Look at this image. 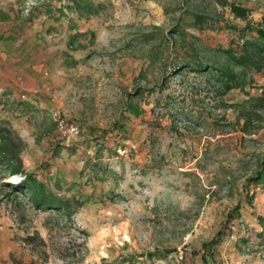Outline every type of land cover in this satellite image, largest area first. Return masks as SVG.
I'll return each instance as SVG.
<instances>
[{
  "label": "rangeland",
  "instance_id": "374dc122",
  "mask_svg": "<svg viewBox=\"0 0 264 264\" xmlns=\"http://www.w3.org/2000/svg\"><path fill=\"white\" fill-rule=\"evenodd\" d=\"M97 1L105 9L89 18L92 31L76 40L84 46L69 49L60 35L48 38L62 18H78L69 10L58 21L41 9L32 22L25 20L30 7L55 8L66 0H0V11L10 16L0 21V121L23 139L27 170L43 164L50 187L57 180L60 195L86 200L68 223L0 191V264H12V256L42 262L43 250L47 264H176L174 254L185 247L191 264L219 231L213 263L264 264V229L257 220L264 219V188L247 182L264 155V111L243 132L233 107L242 101L237 90L213 100L204 76L170 75L174 60L184 58L178 46L144 37L176 39L171 31L180 25L199 39L198 47L234 48L236 30L246 21L217 0ZM249 6L256 12L248 25L262 26L264 0ZM191 14L212 26L188 27ZM152 49L161 51L156 62L149 58ZM55 112L76 124L78 135L65 139L50 130ZM98 149L110 172L94 178L85 165L97 160ZM34 233L45 248L23 242Z\"/></svg>",
  "mask_w": 264,
  "mask_h": 264
},
{
  "label": "trees",
  "instance_id": "16d2710c",
  "mask_svg": "<svg viewBox=\"0 0 264 264\" xmlns=\"http://www.w3.org/2000/svg\"><path fill=\"white\" fill-rule=\"evenodd\" d=\"M222 2L223 5L229 8L230 13L237 19L246 21V25L236 30L240 33V40L234 48L227 49L217 48L208 49L198 47L199 39L191 34L185 33L180 25H176L171 34L176 36L172 39L170 36L165 37L162 35L148 34L145 39L154 40L159 38L160 44L166 41L170 42L172 46L177 47L184 54L183 59H175L172 65L170 75H179L183 72L193 74H200L205 77V85L210 89V96L213 100L223 98L232 90H237L241 96L242 101L233 105L238 111V118L243 120L241 127L243 132H249L253 128L252 123L262 120L260 112L264 111V83H260L264 77V18L262 19L261 27H250L248 25V18L252 12L256 11V7H250L251 0H217ZM67 3L58 5L53 8L50 3H43L40 6L31 7L26 17V22H32L35 13L38 10H43L47 18L58 21L60 17H65V9L75 14L78 19H89L97 17L101 11L105 9V4L97 0H66ZM191 21L188 27L194 30H202L206 26H212L207 17L191 14ZM10 16L0 11V21H7ZM70 27L74 28L73 20L69 19ZM214 22L213 25H216ZM86 36V33H75L68 40V46L73 48H82L84 45L75 42L79 38ZM150 38V39H149ZM161 51L156 52L155 49L150 51L149 58L151 62H156L160 59L159 54ZM163 87H161L162 89ZM260 90V95L256 96L251 93L252 90ZM169 101H166L168 106ZM221 104H225L221 102ZM25 108L33 109L28 103H22ZM190 118V117H189ZM199 124V117H192ZM202 124V123H201ZM55 131V124L51 125L50 130ZM56 133V131H55ZM57 134V133H56ZM25 143L23 139L11 128L8 121H0V177L8 175L18 178L17 182L9 183L4 182L5 177L0 181V191L4 192L5 198L21 199L26 202L34 211L48 212L56 214L64 222H70L71 218L78 212L84 205L86 200L79 199L75 196L65 197L60 195L61 185L55 180L53 187H50L51 179L50 174L43 170L47 169L43 164L34 168V170H27L22 160V153L25 150ZM59 144L54 148V156L58 154ZM102 149L96 150V157L101 155ZM100 158L94 160L92 163L87 162L85 169H90L91 175L98 178L99 174H106L110 172L109 169L104 168ZM258 171L255 176L248 179L247 182L254 187L264 188V155L258 157L257 161ZM4 198L3 195H1ZM252 203L253 197H247ZM19 204V203H18ZM240 209L236 206L235 211ZM234 212V211H233ZM235 218L234 213L228 215L229 221ZM258 223L264 229V219L258 217ZM223 231H219L217 236L209 243H204L199 251H196V257L191 264H215L211 260L213 257V249L222 241ZM23 242L33 248H45L46 243L37 234L27 235L23 238ZM43 250V249H42ZM40 258L42 262L29 261L25 262L14 256L11 257L12 264H47L46 251H40Z\"/></svg>",
  "mask_w": 264,
  "mask_h": 264
},
{
  "label": "crops",
  "instance_id": "0c3cea01",
  "mask_svg": "<svg viewBox=\"0 0 264 264\" xmlns=\"http://www.w3.org/2000/svg\"><path fill=\"white\" fill-rule=\"evenodd\" d=\"M261 16L264 17V14H261ZM62 19L58 22V24H55L54 27L48 31V33H49L48 38L57 37L60 35V37H62V39L64 41L65 46H67V48H69V49H71V48L68 46L67 43L73 34H75L77 32L87 34L88 30L92 31V29H91L92 21L90 19H78V18H76V20H73L74 28L72 30L69 29V27H70L69 21L67 20L64 22V20H62ZM65 51H67V53L69 55H72L73 60L77 59V57L75 55H73V52H69L68 49H65ZM259 82L264 83V77ZM260 92H261L260 90H256V89L251 91V93L253 95H256V96L260 95Z\"/></svg>",
  "mask_w": 264,
  "mask_h": 264
},
{
  "label": "built area",
  "instance_id": "2783aa9c",
  "mask_svg": "<svg viewBox=\"0 0 264 264\" xmlns=\"http://www.w3.org/2000/svg\"><path fill=\"white\" fill-rule=\"evenodd\" d=\"M30 9L31 7L27 9V12H29ZM52 119L55 124V131L60 138L69 139L78 135L79 130L76 124L61 118L56 112L52 114ZM190 252L191 250L187 247L178 249V251L174 254L176 264H187L186 256Z\"/></svg>",
  "mask_w": 264,
  "mask_h": 264
},
{
  "label": "bare ground",
  "instance_id": "6f19581e",
  "mask_svg": "<svg viewBox=\"0 0 264 264\" xmlns=\"http://www.w3.org/2000/svg\"><path fill=\"white\" fill-rule=\"evenodd\" d=\"M16 180V178H14Z\"/></svg>",
  "mask_w": 264,
  "mask_h": 264
}]
</instances>
